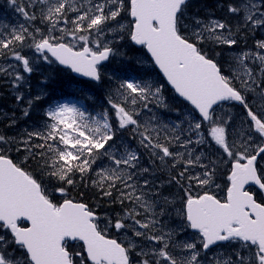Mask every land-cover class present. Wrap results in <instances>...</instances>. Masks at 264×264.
<instances>
[{
    "label": "snow or ice",
    "instance_id": "1",
    "mask_svg": "<svg viewBox=\"0 0 264 264\" xmlns=\"http://www.w3.org/2000/svg\"><path fill=\"white\" fill-rule=\"evenodd\" d=\"M10 3L26 23L0 25V74L19 87L39 54L111 87L95 114L49 102L22 159L0 134V264H264V39L247 45L264 0H229L223 19L193 0ZM120 41L146 52L138 73L109 77ZM148 62L186 102L179 123ZM93 196L120 211L100 216Z\"/></svg>",
    "mask_w": 264,
    "mask_h": 264
},
{
    "label": "trees",
    "instance_id": "2",
    "mask_svg": "<svg viewBox=\"0 0 264 264\" xmlns=\"http://www.w3.org/2000/svg\"><path fill=\"white\" fill-rule=\"evenodd\" d=\"M229 2V0H197L194 1V5L195 7L193 8L192 12L199 15L200 17H205L204 19H207L209 17V15H213V16H218L219 18L221 17L222 19L225 17H228V13L226 11V6L227 3ZM4 4L5 5H9L10 9L12 8V12L11 10L6 11L5 14H3V11L5 10L4 8ZM198 9V11H197ZM3 15V21L5 23H9L12 20H14L16 22V25L18 24H22V23H26L24 18L22 16L19 15V13H17L16 11H14L13 6L10 3V0H0V16ZM232 23H235V20L232 19L231 20ZM258 35H254L251 36L248 41L247 44L248 45H253V42H255L256 37ZM252 42V43H251ZM123 45V47L121 48L122 51H124L127 54V58H121L123 60V66L122 69H120V66L116 65L115 63H113V65H116L117 68L115 67V72L116 74H124L126 72H132V73H138L140 71V66L136 65V64H132V62L130 61V58H137V57H141L142 59L144 58V52L141 50H138L134 47H132L130 45V42L127 41H122L121 42ZM35 60L36 61V70L33 71V73L28 74L29 75V79H31L32 81H35L36 83H43V72L41 70V68L43 67V61L39 59V54L35 55ZM126 60V62H125ZM112 66V63L111 65ZM147 68H150L152 70V74H153V78L157 79L160 83L164 84V95L166 100L168 101V103L170 104V106L174 109L173 111H163L161 112V115L165 118L166 116L170 119L174 121V115H177L179 112H181L182 110L185 109V103L182 102L179 98H177L165 85V82L163 81L162 77L159 75L158 72H156L155 67L150 63L146 64ZM119 69L121 71H119ZM55 72V75H53L56 80H50L53 81L49 84H46L48 87V92L49 94H51L52 92H59V91H66L67 90V85H66V75L62 72H60V69H52ZM107 80V79H106ZM105 81V80H104ZM89 88H92L91 85H93L94 87H97V93L96 94H92L90 97H92V99L87 98V103L82 99V98H77V101L79 102V104L82 107H86L88 108L89 111H93L98 112L99 111V106L101 104H104V99H101L102 97L105 98L107 97L106 92L109 90V88L111 87L109 84V81L107 80L106 84L103 86L104 83L100 84V85H94V84H90L85 82ZM81 82H79V90L86 88V85L81 86L80 85ZM53 86H56L53 87ZM105 96V97H104ZM34 98L35 96L32 95L30 93V98ZM52 95H46V98L35 102L33 104L32 108H28V103H27V111H29V115L27 116V120L26 121H18L15 126L12 128V131L10 129H5V133L9 136L10 140L15 142V147L19 146L21 149H23V144L21 143L23 140H25L27 138V133L28 132H32L34 130H37L38 126H39V122H40V114L41 112L45 109V105H47L49 102L52 101L53 98H51ZM31 98V99H32ZM106 99V98H105ZM105 107H107V105L105 104ZM39 111V112H38ZM17 114L22 113V112H18L16 111ZM20 117H17V119L19 120ZM166 119V118H165ZM13 146V145H12ZM16 151V150H15ZM25 155V153L23 152V150H21L20 152H16L14 154L16 159H22L23 156ZM147 161V159L145 158L142 162L145 163ZM73 195H75V193H72ZM90 204L96 205L97 206V213L101 212L103 209L106 208V206L108 205L107 203L104 202L103 199H97L95 196L92 197L91 201H89ZM110 205V204H109ZM113 207L111 209V212L113 213L114 211H116V209L118 208V205L115 204H111Z\"/></svg>",
    "mask_w": 264,
    "mask_h": 264
},
{
    "label": "rangeland",
    "instance_id": "3",
    "mask_svg": "<svg viewBox=\"0 0 264 264\" xmlns=\"http://www.w3.org/2000/svg\"><path fill=\"white\" fill-rule=\"evenodd\" d=\"M0 20H1V18H0ZM4 25H7V24H4ZM11 25H16V23L14 22V20H12L11 21ZM260 35H263L262 37H264V32H260ZM12 63H17V62H15V61H11ZM7 66V65H6ZM23 75H24V73H22ZM24 77H25V75H24ZM25 79H27V78H25ZM73 102V101H72ZM237 112V114H239V112L238 111H236Z\"/></svg>",
    "mask_w": 264,
    "mask_h": 264
},
{
    "label": "water",
    "instance_id": "4",
    "mask_svg": "<svg viewBox=\"0 0 264 264\" xmlns=\"http://www.w3.org/2000/svg\"><path fill=\"white\" fill-rule=\"evenodd\" d=\"M61 66H63V65H61ZM63 67H65L66 68V66H63ZM162 74V73H161ZM75 75H77V76H80V77H83V76H81L80 74H77V73H75ZM163 75V74H162ZM85 78H88V77H85ZM90 79V78H89ZM165 80H166V78H165ZM170 86V85H169ZM171 87V86H170Z\"/></svg>",
    "mask_w": 264,
    "mask_h": 264
},
{
    "label": "bare ground",
    "instance_id": "5",
    "mask_svg": "<svg viewBox=\"0 0 264 264\" xmlns=\"http://www.w3.org/2000/svg\"><path fill=\"white\" fill-rule=\"evenodd\" d=\"M205 18V17H204ZM256 40V39H255ZM252 43V42H251ZM157 72V71H156Z\"/></svg>",
    "mask_w": 264,
    "mask_h": 264
}]
</instances>
